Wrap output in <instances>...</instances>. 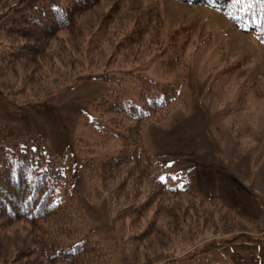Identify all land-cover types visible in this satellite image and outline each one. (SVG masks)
<instances>
[{
	"label": "rangeland",
	"instance_id": "374dc122",
	"mask_svg": "<svg viewBox=\"0 0 264 264\" xmlns=\"http://www.w3.org/2000/svg\"><path fill=\"white\" fill-rule=\"evenodd\" d=\"M16 1L0 0V13ZM11 16L0 18V52ZM78 24V32L50 41L40 63L0 71V143L41 140L44 153L65 164L76 204L105 253L91 264H264V43L222 12L178 0H100ZM129 33L141 36L139 44L117 49ZM142 78L172 86L179 101L164 121L144 128L150 173L192 193L164 199L156 214L152 207L134 220L117 213L153 186L132 185L127 193L135 200L109 202L117 180L103 185L97 166L117 155L125 132L99 102L108 94L134 101L141 87L155 90ZM209 174L231 183L226 206L203 196L199 184H210ZM200 197L223 209L199 204ZM33 248L23 223L0 232V264Z\"/></svg>",
	"mask_w": 264,
	"mask_h": 264
},
{
	"label": "trees",
	"instance_id": "16d2710c",
	"mask_svg": "<svg viewBox=\"0 0 264 264\" xmlns=\"http://www.w3.org/2000/svg\"><path fill=\"white\" fill-rule=\"evenodd\" d=\"M99 1L35 0L29 3V0H17L13 6L3 8L0 18L19 12L10 17L4 28L5 49L0 52V71L20 64L40 63L47 55L50 41L61 32H78L80 16ZM178 1L216 9L240 30L253 33L264 43V0ZM105 32L106 28L96 33L99 40ZM140 37L123 34L116 41L117 49L138 45ZM141 81L155 90L148 93L140 85L139 95L134 101H122L121 97L108 94L99 102L105 108L103 114L108 116V121L122 133L125 132L117 155L102 160L97 166V176L103 185L110 179L117 180L116 187L109 192V202L110 198L113 199L116 207L119 197L135 200L136 193H127L132 185L146 182L153 186L142 202L131 204L132 201L117 213L120 218L129 216L134 220L146 218L152 207L156 214L162 209L164 199L190 196L192 193L172 189L150 173L149 167L155 163L141 142L144 128L150 122L164 121V113L179 101L172 86L159 85L146 78ZM41 142L37 140L33 145L15 143L11 147L0 143V232L23 223L29 228V239L34 247L32 250L17 251L8 264H33L32 255L52 263H97L105 253L91 237L90 226L84 220L81 207L76 204L65 164L47 156ZM198 202L203 205L211 203L213 209H223V205L215 199L200 197Z\"/></svg>",
	"mask_w": 264,
	"mask_h": 264
},
{
	"label": "crops",
	"instance_id": "0c3cea01",
	"mask_svg": "<svg viewBox=\"0 0 264 264\" xmlns=\"http://www.w3.org/2000/svg\"><path fill=\"white\" fill-rule=\"evenodd\" d=\"M206 178H210L211 181L209 183H205L203 185L199 184L200 190L205 197H213L223 203L225 206L227 204L226 200H228V196L233 193V189L231 188V183L229 184L227 180H217L216 177L212 175H208ZM205 189H210V193H204ZM205 194V195H204ZM229 203V202H228ZM231 204V203H230Z\"/></svg>",
	"mask_w": 264,
	"mask_h": 264
},
{
	"label": "snow or ice",
	"instance_id": "6c2138e0",
	"mask_svg": "<svg viewBox=\"0 0 264 264\" xmlns=\"http://www.w3.org/2000/svg\"><path fill=\"white\" fill-rule=\"evenodd\" d=\"M161 179H163V178H161Z\"/></svg>",
	"mask_w": 264,
	"mask_h": 264
}]
</instances>
